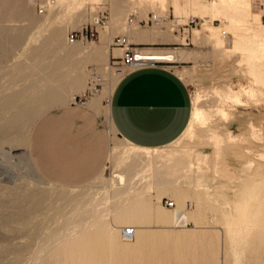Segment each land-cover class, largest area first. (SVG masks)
Segmentation results:
<instances>
[{
    "label": "rangeland",
    "instance_id": "1",
    "mask_svg": "<svg viewBox=\"0 0 264 264\" xmlns=\"http://www.w3.org/2000/svg\"><path fill=\"white\" fill-rule=\"evenodd\" d=\"M39 1L40 2L30 5L29 7L28 0H0V23L2 24H0V50L3 49V51H0V58L6 57L7 55L9 57L11 56V53H8L4 50L6 46L15 44L14 41L17 40H19V43L21 44L18 51L14 54L13 60L6 58L0 59V65L5 69L10 68L17 62L23 61L25 57L34 52L33 48H36L40 41L48 40L52 33L59 31L61 27L65 28L66 42L69 45H72L70 42L73 41H70L69 39V32L74 29H81L82 27L93 23L94 19L103 9H108L110 12L109 20L105 26L107 27L110 24L112 27L115 26V17L113 15L112 3L110 0H53L54 3L50 4V6L48 5L47 7H43L42 10H40V6L43 5L42 2H46L47 0ZM127 1L129 9L121 18L123 19L122 22H124L125 27L131 25L129 24L130 17H133V22L139 23L138 19H149V14L151 15L152 13H155L164 16L160 21L161 23L156 24L155 22H151L150 19V22L146 23L145 27H149L148 25H151L152 27L158 28L164 27L166 25L170 29H179L180 26H189L194 31L197 29L206 28L208 26H217L219 28V36L226 34V42H218L216 39H209L207 43L193 40L197 45H201L202 49L215 47L218 51L219 57L216 60L212 59L202 62L193 60L179 70L189 85L193 99V113L190 124L177 141L163 149H150L143 151L131 144H128L114 129V125L110 116V99L113 86L122 76V73L120 72V68L122 67L117 66L115 62V60H118L116 56H120V54L114 56L111 54V52H109V58L104 66L106 67V70L103 71L102 69L97 68L96 63L92 61L86 62L87 53L82 51V49H84L83 47L72 49L69 52L70 54L81 56L80 67L88 75L87 83L89 87H87L84 92L80 91L72 93L69 95L66 102H62L64 97L55 99L54 101L52 99H48L45 110L32 112V109L24 108V112L18 117L13 118V121L7 124L0 123V134L6 132V129H9L7 132L10 133L13 139L15 138L14 142L4 146V150H7L9 146L17 145V149L15 148L14 150L15 157H12L13 160L11 158L12 163L8 162L10 158L2 153V148V151L0 152V264H112L111 262L114 261L115 262L113 264H133V261H139V264H167L170 262L172 263V261V264H184L185 262L189 264L190 260L192 263L194 259L197 261V264H202V257L203 264H211L212 262H215L214 264H227L229 262V258L231 259V254L228 256V254L225 252L226 249H224L226 247V244L223 242L226 240L227 236L226 228H216L213 227L212 223L210 224L209 220L206 221V223H200V221L194 218L191 213L197 211L198 209V204L195 197H187V200L178 204V207L184 209L188 214V226H176L173 222L174 216L171 224H161L157 220L151 218V212L147 213L148 216L145 219L137 217L128 222L122 221L120 219L118 220L117 215L124 212V209L127 207V201L124 200H127V198L130 196L129 195L127 197L126 192L120 193L121 188H123L125 185V180L128 177L134 178L135 180L137 175L139 176L137 171L146 165L150 166V164H146L145 161H148L149 163L153 160L160 162L162 160H167L170 156L176 153L187 154V156H190L191 159H196L199 158V156L204 155L206 152L214 150L216 146L214 134H226L228 128L227 125L230 124L233 114H235L238 110L250 109L251 112L257 113L260 116L262 130L260 132V138L258 139L259 150L254 147L253 149L251 146V149L249 150V146L244 148L246 151H249H247L249 153V159L247 158V160L235 154H230L228 156L227 166L231 172L222 173L220 170L214 171L213 178L216 177V180L207 181V184L213 185L208 187V189L212 194H215V184L218 183V185H224L226 196L225 205L229 208L251 209L254 208L260 201L261 203H264V85L261 84V90L259 92L261 94L262 91V100L259 101L258 106H253L254 103L252 99H250V101L248 100L250 94L242 87L241 84H238L234 78L229 76L230 68L234 62L233 59L236 58L237 54L229 52L224 54V52H222L223 48L229 50L227 46L232 45V36L235 34H232V31L237 32L240 29L237 27V21H231V19H229L233 25H228L230 24V21L227 17L233 16L240 18L242 15V19L243 17L247 18L245 16L247 13L243 14V12L238 11L235 13V15L233 13H229L226 15L227 17H218L213 12V4L217 0H186L189 3L183 0L178 3V6L177 3H173L172 0H168L167 3H165L166 1L162 0H157V2L156 0ZM199 1H201L202 4L207 2L208 6L206 8H204V6H200ZM251 1L252 9L255 12L260 13L259 1ZM242 5L243 4L240 2V7ZM52 10H55V12L52 13ZM1 13L6 14L1 15ZM50 13L53 17L50 22H39L40 18H43ZM191 16H197L200 19V23L197 26H190L187 24ZM16 18H18L19 21H13L18 20ZM253 21L264 26V24L260 22V19L255 14H253ZM19 22L20 24H18ZM23 23L25 24L23 25ZM226 25L232 26V29ZM103 29L104 28L99 27L96 37L79 38L75 41H77L76 43L82 42L83 44L98 43ZM124 33L125 32L120 28L111 32V38L107 44L109 51H111V49L114 47V37ZM7 40L9 41L8 43L5 42ZM262 40L264 41L263 38ZM260 44L264 47V42L261 41ZM221 46H223V48H221ZM61 48L64 47L57 49L58 54H64V52L60 50ZM226 54L228 56H226ZM128 69L129 68H125L124 72H126ZM237 73L238 75L242 74L241 67ZM21 78L24 77L17 76L8 78V76H0V79L4 80ZM27 78L29 79V77ZM251 86L252 85H250V87ZM233 90H235V92ZM96 95H100V98L97 106L92 107L90 106L89 102L90 99ZM248 95L249 97H247ZM232 96L234 97V100L236 96H239L241 98L240 100H242V103L240 101H234L231 99ZM51 100L52 102L50 103ZM10 111L13 112L14 110L10 109ZM197 112L199 115H197ZM194 115L197 119L194 118ZM87 118H90L91 122L89 123V128L87 127V130L83 131L79 126H81V124L84 123ZM33 125L34 128L32 130V134L34 138V153L37 154L38 158L44 163L43 172L47 174V176L52 177V174H55L58 177L66 175V163L68 155L65 151L69 146H76L78 151L91 149L93 146L95 147L98 144V138L96 135L97 132L101 134L103 141L102 150L104 155L100 162L101 166L103 167V173H101L93 182L75 188L61 187L52 184L46 181L37 172V175L39 176L38 178L41 180L38 181L36 176L25 169V160L23 159L22 154V152H24L23 147L25 145L29 146V138ZM47 126L52 128L50 133H48V131L45 132L44 130V128ZM27 127L29 129H27ZM76 127H79V129ZM236 131H239V129L236 128ZM237 143L239 142L237 141ZM251 150H253V152ZM256 152L259 154H256ZM5 157L6 159L8 158L6 162L8 168L7 166H3L5 165L6 159L4 161L2 160ZM157 164L158 163H154L153 166H157ZM9 165L12 168L16 166L15 170H13ZM18 165L22 167L20 168ZM158 165L161 166V163ZM12 170L14 172H16V170L23 171L26 176L28 174L27 180L29 183H27V185L20 183L14 185L12 182L10 183L9 180H12ZM8 171L11 172L7 173ZM141 182L138 185H135V188L137 186L139 188L138 190H141L142 193L140 195H132L133 199L140 197L146 198L143 194V192L146 191L145 182L144 180ZM8 185L9 189L6 187ZM191 187H193V185ZM135 188L132 190H136ZM150 189L155 195L156 188L151 187ZM33 190L34 192H32ZM166 196H170V198L174 199L173 195L171 194L162 195L159 202L157 201L156 196L153 197V213L158 210L156 209V211H154L158 205L159 208H165L164 210H167L170 212V214H172L173 207H168L163 202V198ZM218 196L219 194L212 195L209 204L219 201L221 196L219 198ZM186 206L190 210L186 209ZM104 222L111 224L112 228L118 231V236L116 235L113 240H111L109 236L98 235V231L100 230L99 225ZM130 225L135 228L136 239L134 241L126 240L123 235L124 229L131 227ZM185 229L188 230L187 233ZM218 232L220 233L219 235ZM191 233L196 236L193 237ZM222 233L223 235H221ZM212 234L214 235L212 236ZM201 236H204V239H202L204 242H201V245H203L205 242L207 245V247L206 245L203 246V248H206V252L203 254V256H199V254H202V251H205V249L203 250L200 242L197 241L198 239L201 241ZM217 236H220V240H218ZM211 237L215 238L216 241L212 240ZM117 239L119 242L118 244ZM144 240H147V242ZM113 241L116 243L114 248ZM218 241H221V243ZM141 242L144 243L142 244ZM185 242L188 243L186 244ZM209 242H211V244H209ZM258 242L259 241L257 240V244L261 246L262 244L260 245ZM110 243H112V245H110ZM197 243H199L202 251L198 249L200 247H198ZM213 243L214 247H210L209 252V249L207 248H209V245H213ZM188 244H192V246L195 245L193 247L190 246L192 251H190L191 249L189 246H186ZM219 244L222 245L219 246ZM253 244L256 243L253 242L250 249L245 250V253L247 254V256L244 254L245 257L254 256L259 251L258 249L264 247L263 244V246L260 248L257 246V249V244ZM170 245L172 247H170ZM183 245L186 247H183ZM168 246L171 249H168L169 253L168 250H166ZM216 246L218 247V251L220 248L219 252L221 253H217L219 256H215ZM126 247L128 249H126ZM194 247L197 248L195 249ZM221 247L224 248L222 249ZM119 248H121V250ZM180 248L183 249L182 251L186 250L185 248L188 249L185 251V253L182 252ZM132 249L133 251L135 249V251L133 252ZM211 249L214 252L211 251ZM160 250L162 253L159 252ZM172 250L173 252L176 251V254H174L175 256H173ZM136 251L138 254H135L137 253ZM149 251L151 253V257H153L152 260L150 259V256H147L150 255ZM163 251L166 253V255ZM187 251H189L188 253L190 254L187 255L189 258L184 256L187 254ZM195 251H198L199 253H196ZM247 251H252L254 255L251 252L252 255L249 256L250 254L249 252L247 253ZM208 252L210 253V256ZM259 252L258 255L263 257L264 248H262ZM120 253H123L124 255ZM167 253L171 258L167 255ZM195 253L197 255L193 259L192 257L195 255ZM110 254H113L112 258V255ZM161 254L162 256L164 254L165 258L167 256V260L164 257L163 258L165 260H162L163 258H160ZM206 254L208 255V258L207 256L204 258ZM91 255L93 256L91 257ZM180 255L181 258L179 257ZM198 256L199 263L196 259ZM168 257L170 259L169 261ZM125 258H127L129 261H125ZM213 258H216L217 261L220 262H216V259L213 260ZM143 259L144 263H142ZM177 259L179 261H177ZM182 259L184 263L182 262ZM208 259L212 262L208 263ZM226 259H228V262L224 261ZM244 259L246 263H248V259L251 261V258ZM67 261H69V263ZM130 261L132 263H128ZM196 261H194L195 264ZM253 261L254 260H252L251 263ZM134 264H136V262H134Z\"/></svg>",
    "mask_w": 264,
    "mask_h": 264
},
{
    "label": "bare ground",
    "instance_id": "2",
    "mask_svg": "<svg viewBox=\"0 0 264 264\" xmlns=\"http://www.w3.org/2000/svg\"><path fill=\"white\" fill-rule=\"evenodd\" d=\"M110 1L112 3V10H113V15H114L115 19L121 20V18L126 14V12L129 9L128 1L127 0H110ZM162 1H166L165 3H167L168 0H162ZM179 1L180 0H172L173 3H177V6H178ZM37 2H40V1L39 0H28L29 7H30V5L36 4ZM156 2H157V0H156ZM240 2L243 4L241 7H240ZM52 3H54L53 0H47L46 2H42L43 5H41L40 7L43 8V7H47L48 5L50 6V4H52ZM251 5H252L251 0H217L213 4L214 11H213V9H212V11L216 14V16L223 17V18L227 17L226 15H228L229 13H231V14L233 13L235 15V13L238 11L243 12V14L247 13L245 15L247 18L243 17L241 19L242 15L240 16V18L233 17V16L227 17L228 20L231 19V21H237V27H239L240 29L239 30L237 29L238 30L237 32L232 31V34H234V33L235 34L232 36V45L227 46V48H229V50L223 48L224 45L221 46V48H223V50L221 48L220 49L222 50V52H224V54L228 53V52L237 54L236 58L233 59L234 62L230 68L229 76L234 78L235 81L238 84H241L242 87L250 94V97H249V95L247 97H249V99H248L249 101H250V99H252V101L254 103L253 106H258L259 101L262 100V98H261L262 91H261V94L259 93L261 90L260 86H261V84L264 85V47L260 44L261 41L264 42L262 40V38L264 39V26L259 25L253 21V14L258 16V18L260 19V22L262 24H264V23L261 20V14L259 12H255L252 9ZM51 12L54 13L55 10L54 11L52 10ZM159 16H161V15H159ZM163 17L164 16H161V20L163 19ZM52 18H53L52 14L50 13L49 15H47L43 18H40L39 22H43V21H45V22L49 21L50 22L52 20ZM231 21H230V24H228V25H233V24H231ZM129 22H130L129 24H131V25H134V23H135L133 21H130V19H129ZM159 23H161V22H158L156 24H159ZM24 24L25 23H23V25ZM1 25H0V28H1ZM242 26H244V27H242ZM105 27H103V26L100 27V28H104L102 30L101 34H104V32L106 33V31L108 30L110 25L107 26L106 28ZM227 27H231L230 29H232V26H227ZM227 27H226V30H227ZM218 31H219V28L217 26H215V27L214 26H208L206 28L196 30L195 31V38L197 39V41H207L209 39H214V40L216 39V41H218V42L219 41H225L226 40V34L219 36ZM80 41H83V40H80ZM27 42H28V40H27ZM76 42L77 41L70 42V43H72V45H69L65 39V28L61 27V29L59 31L52 33L51 37L48 40L40 41L38 46L36 48H33L34 52L32 54H30L29 56L25 57L23 61L17 62L16 64H13L12 66L10 65L11 67L9 66L10 68H6V69L0 65V76H3V77L8 76V78L9 77H17V76L24 77L21 79H7V80L0 79V123L7 124V123L13 121V118L18 117L19 115H21L24 112V108H26V109L30 108L33 110L32 112L43 111V110H45L46 102L48 99H52L54 101L55 99L64 97L62 102H66L69 95H71L72 93L80 92V91L86 89V87H87L86 81H87L88 75L80 67V62H81L80 57L81 56L69 53L72 49H78V48L84 47L83 46L84 44L82 42H78V43H76ZM32 44H33V42H32ZM29 45H31V44H29ZM60 47H64V48L60 49L62 52H64V54H61V53L58 54L57 49H59ZM115 48L119 49V52L121 55L122 50L119 47L114 46L113 49H115ZM138 53L140 54L141 58L158 59V60L169 61V62H172V61L177 59L175 54L149 53V52H143L140 50H138ZM226 56H228V55L226 54ZM240 67H241L242 74L238 75L237 72H239ZM124 69L125 68L123 67V71H124ZM27 77H29V79ZM250 85H252V86L250 87ZM69 90H70V92H69ZM228 90H230V89H228ZM233 91L235 92V90H233ZM218 94H219V92H218ZM233 98L234 97L232 96L231 99H233ZM240 99L241 98L239 96L235 97L236 101H240L242 103V100H240ZM52 100L50 101V103L52 102ZM249 101H248V103H249ZM22 102H24V103H22ZM242 105H244V104H242ZM10 109H13L14 111L11 112ZM196 111H197V109H196ZM201 114H202V112H201ZM195 115H194V118H195ZM197 115H199L198 112H197ZM195 119H197V118H195ZM260 119L261 118L257 113L251 112L250 109H248L247 113H245L244 115H239V120H237V119H235V121L232 120L230 122V124L227 125L228 128H227L226 134H220V133L214 134V138L216 139V146H215L214 150H210V151L206 152L204 155L199 156V158H196V159H191V157L187 156V154L176 153V154L170 156L167 160H164L165 164L156 167V169L152 175L153 179L155 181L162 182L164 184V186H166L167 183L179 184V183H183V182L192 183L194 181H199L202 184L201 188L199 190H197L196 197H195L197 204H198V209H197V211L192 212L191 215L194 218H196L198 221H200V223H206V221L209 220L210 224L212 223L213 227L221 228V229L223 227L226 228L227 236H226V240L223 241L224 244H226V247L225 248L223 247V248L226 249V251L225 250L224 251L226 252V254H228V256H229V254H231V256H230L231 259L229 258V262H228V259L224 260V261L228 262L227 264H229V263L230 264H264V256L262 257L261 255H258L259 253L262 252V251L261 252H259V251L262 248H264V247H261L264 244V203H261V201H260V202H258V204L254 208H251V209L250 208H248V209H246V208H229L225 205L226 196H225V191H224L225 190L224 185H218V183H216L215 187H214L215 194L214 193L212 194L211 191L208 189V187L204 186V184L207 181L216 180V177L213 178V173L215 171L214 168L216 170H220V172L224 171V160L227 157V153H229V151L238 150V154L240 156H242L245 160H247V158L249 157V153H248L249 151L248 150L251 149V147L252 148L254 147V148L259 150L258 139L260 138V135H261L260 132L262 130ZM194 121H196V120H194ZM202 121H204V120H202ZM28 127H27V129H29ZM202 127H204V126H202ZM236 128L239 129V131H236ZM7 131H9V129H6V132H3L0 134V152L3 149L2 153H4L5 156L10 158V160H8V162H11L13 160L12 157H15L14 150H15L17 145L16 146H13V145L9 146L7 150H4V146L6 144H11L12 142H14V139H15V138L13 139L11 137L10 133ZM27 132H29V131H27ZM209 133H211V132H209ZM237 141L239 143H237ZM240 142H241V144H240ZM245 145H246V147H245ZM247 146H249V148L247 150L248 152L246 151V149H244V148H247ZM23 149H24V152H22V154H23V159L25 160V162H24L25 169L38 178L39 176L37 175V170L35 169L33 162L31 160V157H30L29 146L25 145L23 147ZM251 151L253 152V150H251ZM256 154H259V153L256 152ZM16 156H17V154H16ZM251 157H252V155H251ZM11 158H12V160H11ZM5 159H6V157L2 161H4ZM7 159L5 161V165H3L2 162L1 163L3 166H5V167L7 166V168H8V165H6ZM221 164H222L223 168L220 169ZM18 167H20V166L18 165ZM15 168H16V166L12 169L15 170ZM23 168H24V166H23ZM9 172H11V171H8L7 173H9ZM33 175H29V176H33ZM27 177H28V174L26 176L23 173V171L16 170V172H14V171L12 172V174H11L12 180H9V182L10 183L12 182L14 185L19 184V183L27 185V183H29V181L27 180ZM138 179H143V177L142 178L136 177L135 180H134V178L131 179L130 177H128L125 180L124 187L121 188L120 193L126 192L127 197L129 195L130 196L128 198L126 197L127 200H124V201H127V207L124 209V212H122V213L118 212L119 213L117 215L118 220L120 219L122 221L128 222V221H131L132 219L137 218V217L145 219L148 216L147 213L151 212L150 213L151 218L157 220L161 224H165V225L171 224V222L173 220V216H174L173 222L176 226H178V227L188 226V223H189L188 214L186 213V211L184 209L178 207L179 203L187 200L188 195H186L185 193H182V192H176L173 194V197H174L175 202H176V206L173 207L174 213L172 212V214H170L169 211L164 210L165 208H163V209L159 208L158 205H157L158 208L156 207L154 211H156V209H158V210L153 213L154 200L151 197L149 199H146L144 197H140L137 199L132 198V195H134V194L140 195L142 192V191H139L137 188H135V185H137V183L140 181V180L138 181ZM38 181H41V180H39V178H38ZM6 187H8V189H9V185ZM133 188H135L136 190H132ZM1 192H2V190H1ZM17 192H18V190H17ZM32 192H34V190ZM64 192H66V191H64ZM127 193H129V194H127ZM211 194L212 195H218L219 194L218 198L221 196L219 198L220 200L217 202H213V203L209 204V201L212 197ZM160 199H161V196H158L157 201L159 202ZM49 208H50V206H49ZM186 209H188L187 206H186ZM188 210H190V209H188ZM245 210H247V211H245ZM210 227H212V226H210ZM99 228H100V230L98 231V235L109 236L111 238V240H113L116 237V235L118 234V231L113 229L111 224L106 223V222L101 223L99 225ZM197 228H198V226H197ZM185 230L187 233L188 230L187 229H185ZM135 233L136 232H135V228H134L133 236L127 237V236H125L124 232H123V235H124L126 240L134 241L136 239ZM179 233H181V232H179ZM223 233H224V231H223ZM223 233L221 235H223ZM219 234L220 233L218 232V235ZM201 235H202V233H201ZM213 235L214 234H212V236ZM192 236L194 237L196 235L192 234ZM199 237H200V234H199ZM219 237L220 236H217L218 240H220ZM202 239H204V236L203 237L201 236V241H200V239L197 240L200 242V245H201V242H204ZM211 239L216 241L215 238L211 237ZM155 240H156V238H155ZM174 240H175V238H174ZM257 240L259 241L258 243H260V245L262 244L261 246H259L257 244ZM115 242H116V240H115ZM145 242H147V240ZM175 242H176V240H175ZM177 242H178V240H177ZM253 242H255L257 244V245L253 244V245H256V248H257V246L259 248L261 247V249L257 248L259 251L257 249H255L259 253L257 252V254L254 255L252 252L254 249L252 248L253 250L251 249L252 250L251 252L254 256L245 257V255L247 256V254L245 253V250L250 249ZM113 243H114V241H113ZM118 243L119 242L117 239V244ZM141 243L143 244L144 242H141ZM207 243H208V241H207ZM215 243H217V242H215ZM219 243H221V241ZM115 244L116 243H114L113 248L115 247ZM189 244L186 246L187 247L192 246V244L191 245H189ZM209 244H211V242H209ZM110 245H112V243H110ZM175 245H177V244H175ZM197 245H198V247H200L199 243H197ZM205 245H206V242L203 245H201V247L203 248V246H205ZM221 245L222 244H219V246H221ZM129 246H127V247H129ZM140 246H141V244H140ZM162 246H160V247H162ZM186 246L183 245V247H186ZM193 246H195V245H193ZM212 246L214 247V243H213V245H209V248H207V249H209V252H210V247L212 248ZM68 247H69V245H68ZM119 247H120V244H119ZM127 247H126V249H128ZM134 247H135V245H134ZM170 247H172V246L170 245ZM201 247L198 248L200 251H202ZM206 247H207V245H206ZM110 248H111V246H110ZM177 248H178V246H177ZM194 248L196 249L197 247H194ZM119 249L121 250V248H119ZM161 249H163V248H161ZM168 249H170L169 246H168V248H166V250H168ZM185 249L187 250L188 248H185ZM190 249H191V247H190ZM204 249H205V251H202V254L200 253L199 256H203V254H205L206 248L204 247L203 250ZM215 249H216V251H215L216 255L215 256H217V255L219 256V254H217V253H221V252H219L220 248H219V251L217 250L218 249L217 246L215 247ZM182 250L183 249H181V251ZM186 250H184L182 252H185ZM117 251H118V248H117ZM132 251H133V249H132ZM134 251H135V249H134ZM190 251H192V249ZM198 251H195V252L197 253ZM211 251H213V250L211 249ZM155 252H156V250H155ZM159 252L162 253L161 250ZM165 252H164V254L166 255ZM188 252L189 251H187V254L184 256L190 255ZM248 252L250 254L249 256H251L252 255L251 252L247 251V253ZM254 252H256V251H254ZM149 253H150V251H149ZM168 253H169V250H168ZM168 253H167V255H168ZM196 253H195V255H193V257H192L193 259L197 255ZM93 254H94V251H93ZM113 254H114V252H113ZM113 254H110V255H112L111 258L113 257ZM120 254H123V253H120ZM135 254H138V252ZM146 254H147V252H146ZM157 254H158V252H157ZM164 254H163V256L161 254L160 258H163ZM172 254H173V256H175L174 254H176V251L173 252V250H172ZM226 254H225V256H226ZM262 254H263V252H262ZM128 255H130V254H128ZM140 255H141V253H140ZM92 256L93 255H91V257ZM134 256H136V255H134ZM147 256H150V259L152 260L153 257H151V253H150V255H147ZM168 256L170 257V255H168ZM199 256L196 258L198 260V263H199ZM206 256L208 258L207 254L204 256V258ZM209 256H210V253H209ZM143 257H146V256H143ZM169 257H168V261L170 260ZM179 257L181 258V255ZM155 258H157V257H155ZM164 258L162 260H165L167 258V256L165 259ZM210 258H212V257H210ZM244 258H247V259L251 258V261L252 260H254V261L251 263V261H249V259H248V263H246ZM125 259H126L125 261H129V260H127V258H125ZM148 259H149V257H148ZM159 259H158V261H159ZM209 259L207 261H209ZM215 259L213 258V260H215ZM247 259H246V261H247ZM174 260H176V259H174ZM188 260H190V259H188ZM91 261H92V259H91ZM112 261H114V260H112ZM171 261H172V259H171ZM177 261H179V260L177 259ZM194 261H196V260L194 259ZM194 261L192 262L193 264H195ZM201 261L203 264V257L201 258ZM207 261H205V262H207ZM67 262L69 263V261H67ZM114 262H111V263L113 264ZM134 262H136V264L138 262V264H139V261H133V264H134ZM182 262H183V259H182ZM182 262H179V263H182ZM211 262L212 261H209L208 263H211ZM216 262H218L217 259H216ZM117 263H118V261H117ZM128 263H132V262L130 261ZM142 263H144V259H143ZM172 263H173V261H172ZM172 263L170 262L167 264H172ZM174 263H177V262H174ZM192 263L190 260L189 264H192ZM214 263L212 262L211 264H214ZM184 264H187V262H185ZM196 264H197V261H196ZM199 264H201V263H199Z\"/></svg>",
    "mask_w": 264,
    "mask_h": 264
},
{
    "label": "crops",
    "instance_id": "3",
    "mask_svg": "<svg viewBox=\"0 0 264 264\" xmlns=\"http://www.w3.org/2000/svg\"><path fill=\"white\" fill-rule=\"evenodd\" d=\"M181 1L183 0H180L179 3ZM199 5L206 8L208 3L202 4L199 1ZM6 13H1V15ZM150 18L151 15L149 14V19L140 18L138 19L139 23L128 25V27H125L124 22H122L123 19H115V26L112 27L110 24L106 33L100 35L98 43L84 44V49H82L87 53L86 62L92 61L96 63L98 69L106 70L104 66L109 58V52L115 56L120 54L117 48H112L109 51L107 45L111 38V32L120 28L135 46L142 47L139 49L140 51L176 55L177 59L169 63L129 68L113 86L110 99V116L114 129L123 137L124 141L143 151L168 147L183 135L190 124L193 113V99L189 85L179 70L193 60L202 62L216 60L219 57L215 47L202 49L201 45L194 42L197 41L195 38L196 30L193 31L189 26H180L179 29H170L166 25L158 28L151 25L145 27L146 23L150 22ZM13 21H19V19ZM5 42L8 43L9 41ZM14 42L15 44L8 45L4 49L6 52L11 53V56L7 55L0 59H14V54L21 46L19 40ZM197 42L207 43L208 40ZM0 51H3V49ZM86 85L88 87L87 81ZM85 90H82V92ZM99 98L100 95L93 96L89 102L90 106L96 107ZM247 112L248 109L238 110L233 114L231 121L239 120V115H244ZM90 122L91 119L87 118L79 126L80 129L86 131ZM79 127L76 128L79 129ZM33 128L34 125L29 138V153L35 169L46 181L61 187L75 188L93 182L103 173V167L100 163L104 155L102 150L103 141L101 134L97 132L98 144L95 146L96 148L93 146L91 149L78 151L76 146H69L65 151L68 155L66 175L61 177L55 174H52V177L47 176L43 172L44 163L34 153ZM44 130L50 133L52 128L47 126ZM230 154L240 156L238 150L229 151L224 160V171L222 172H231L227 166ZM145 163L150 164V166L146 165L137 171L139 173L137 177H143V179H138L140 181L137 185L144 180L146 191L143 194L146 199L150 197L154 199L155 196L156 198L158 196L162 197L164 194L173 195L176 192L190 195L187 197H196L197 190L202 186L199 181L179 184L167 183L164 186L162 182L155 181L152 176L159 163L161 165L165 164L164 160L160 162L153 160L150 163L145 161ZM154 163H158L157 166H153ZM221 168H223L222 164L220 165ZM214 170L216 171L215 168ZM207 183L204 186H213ZM192 185L193 187H191ZM151 187L156 188L155 195L151 191ZM136 188L139 189L137 186ZM130 226L132 227V225Z\"/></svg>",
    "mask_w": 264,
    "mask_h": 264
},
{
    "label": "built area",
    "instance_id": "4",
    "mask_svg": "<svg viewBox=\"0 0 264 264\" xmlns=\"http://www.w3.org/2000/svg\"><path fill=\"white\" fill-rule=\"evenodd\" d=\"M259 1V9L261 14V20L264 23V0ZM42 10V7H40ZM110 12L108 9H103L99 12L98 16L94 19L93 23L90 25H86L81 29H74L69 32L70 41H75L79 38H88V37H96L98 34L99 27L104 26L109 20ZM130 21H133V17L129 18ZM151 22L158 23L161 21V16L152 13L151 14ZM200 23V19L197 16H191L189 21L187 22L190 26H197ZM113 46L119 47L122 50L120 56H116L118 60H115L116 65L120 66V72L122 75L125 73L123 71V67L125 68H133L138 66H149V65H157L162 63H169V61H163L158 59H149V58H141L138 50L142 47H137L133 44L125 34L116 35L113 39ZM163 202L168 207L176 206V202L174 199L170 197H164ZM124 234L127 237H131L134 234L133 227H127L124 229Z\"/></svg>",
    "mask_w": 264,
    "mask_h": 264
}]
</instances>
